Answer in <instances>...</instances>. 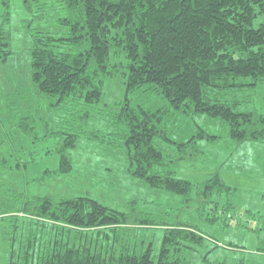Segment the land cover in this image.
Wrapping results in <instances>:
<instances>
[{"label": "trees", "instance_id": "trees-1", "mask_svg": "<svg viewBox=\"0 0 264 264\" xmlns=\"http://www.w3.org/2000/svg\"><path fill=\"white\" fill-rule=\"evenodd\" d=\"M0 2L4 10L0 62L7 64L14 54L8 28L11 0ZM24 3L28 8L37 5L32 20L24 21L32 39L33 90L39 100L47 103L48 114L61 120L59 127L52 129L42 120L39 127L46 134L40 137L35 124L39 111L22 118L21 132L33 143L48 139L57 142L55 152L60 155V167L57 171L47 170L39 181L70 174L74 168L72 151L85 138L120 150L125 154L130 176L152 189L181 197L184 208L194 202V190L199 203L218 198L215 207L210 206L212 218L206 220V227L232 226L236 194L219 173L195 184L178 178L177 170L183 160L196 167L200 159L206 161L207 152L200 151L202 141L211 149L219 147L229 157L248 142L264 145V113L250 109L257 89L264 83V24L254 25L264 15V0ZM56 9L57 35L34 29L37 21L44 20L48 12L54 14ZM115 56H124L125 62L114 63ZM119 74L125 79V99L117 105L119 110L111 128L104 133L92 125L106 115L104 88ZM144 86H151L155 96L182 116L206 115L220 121L227 135L220 137L198 127L186 142L168 141L167 132L162 129L166 109H146L132 103L134 90ZM156 141L168 143L176 152L165 150ZM3 162L0 165L8 168ZM207 162L200 165L208 169L210 161ZM12 198L19 205L22 202V206L13 214H0V221L12 222L13 237L5 264H264V217L251 211L247 214L260 216V227L254 230L260 238L257 249L246 252L232 243L219 245L213 233H206L192 219L167 222L170 212L165 216L160 210L159 214L139 210L137 200L130 202L129 212H120L90 197L57 202L50 196L25 197L15 193ZM224 198L226 204L221 203ZM115 224L164 230L158 253L151 246L146 250L122 247L119 257L108 256L109 261L107 255L95 250L102 239H93V246L85 241L87 230ZM42 229L53 234L48 246ZM102 238L114 246L119 243L117 236ZM208 241L213 247H208ZM219 247L228 248L224 257L212 258Z\"/></svg>", "mask_w": 264, "mask_h": 264}, {"label": "rangeland", "instance_id": "rangeland-1", "mask_svg": "<svg viewBox=\"0 0 264 264\" xmlns=\"http://www.w3.org/2000/svg\"><path fill=\"white\" fill-rule=\"evenodd\" d=\"M35 7L37 5L28 8L24 0H11V23L8 28L12 35L14 54L7 64L0 62V162L6 161L3 163L9 166L4 168L0 165V214H13L20 209L22 202L19 205L12 198L15 193L24 194L25 197L50 196L57 202L90 197L120 212H129L130 202L137 200L140 202L139 210H152L158 214L160 210L162 215L170 212L171 217L169 218L171 219L167 222L184 223L192 219L194 223L200 224L206 233H213L219 245L232 243L236 248H245L246 252H254L260 238L254 230L260 227L259 217H264V145L262 144L248 142L240 146L229 157L219 147L214 146L211 149V146H207L202 141L200 151L207 152V154L204 153L206 161L200 159L196 167L189 160H183L180 171L177 170L178 178L195 184L204 182L212 173L217 172L222 181L234 190L236 194L234 205L237 207L232 214V226L227 229H223L220 225L206 227V220L209 221L212 218L210 212L212 213L213 210L210 206L215 204L218 198L199 203L194 190L192 194L194 202L184 208L181 197L152 189L146 183L130 176L125 154L120 150L85 138H81L75 150L72 151L74 168L70 174L53 175L50 179L39 181L47 170L57 171L60 167V155L55 152L57 142L54 139H48L37 144L33 143L21 132L22 118L34 116L36 111H39L35 124L37 123L40 137L46 134L39 127L42 120L47 121L51 129L59 127L61 120L48 114L47 106H45L47 103L45 100L38 99L32 86V39L24 28V21L32 20ZM55 11L54 14L46 11L48 13L45 14V19L37 21L34 29L57 35L58 26L54 20L58 15L57 9ZM3 13L0 2V23ZM262 24H264V15L256 19L254 25L259 27ZM113 62L124 63V56H115ZM124 84L125 79L122 74L106 83L103 101L107 105L106 115L92 125L94 129L104 133L110 130L113 116L119 110L117 105L125 99ZM137 90H134L135 92L131 95L133 104L142 105L146 109H166L162 129L167 132L168 141L186 142L196 133L198 127L220 137L227 135L226 128L218 120H213L206 115L189 118L171 110L164 99L155 96L151 86H144ZM256 98L250 109L255 108L264 113V83L257 89ZM156 143L167 151L176 152L168 143L163 144L160 141ZM49 151L51 152L47 154ZM207 161H210L208 169L203 167L208 164ZM202 162H207V164ZM17 164L18 167L14 168ZM225 200L226 198L221 203L226 204ZM247 211L260 214V216L248 215ZM219 212L221 215L222 211ZM10 223H12L11 220L0 221V264L7 263L9 259L13 237ZM247 226L253 228L249 229ZM163 231L162 229L144 230L115 224L110 228L104 227L84 232L88 236V238L85 237V241L92 246L96 245L93 239H102L100 246L95 250L107 255L106 259L110 261V258L119 257L122 247L146 250L151 246L157 249L155 252L157 254ZM42 233L46 245L53 239V234L47 229H42ZM104 236L111 238L117 236L119 243L114 246L111 241L102 238ZM261 236L263 238L262 234ZM207 243L209 248L213 247L211 242ZM226 250H228L227 247H219L212 258L224 257L223 253Z\"/></svg>", "mask_w": 264, "mask_h": 264}]
</instances>
